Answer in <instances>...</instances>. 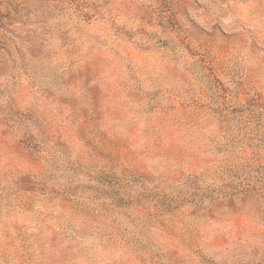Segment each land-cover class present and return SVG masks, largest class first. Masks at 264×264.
Returning <instances> with one entry per match:
<instances>
[{"label":"rangeland","instance_id":"rangeland-1","mask_svg":"<svg viewBox=\"0 0 264 264\" xmlns=\"http://www.w3.org/2000/svg\"><path fill=\"white\" fill-rule=\"evenodd\" d=\"M247 105L264 0H0V264H264Z\"/></svg>","mask_w":264,"mask_h":264},{"label":"trees","instance_id":"trees-1","mask_svg":"<svg viewBox=\"0 0 264 264\" xmlns=\"http://www.w3.org/2000/svg\"><path fill=\"white\" fill-rule=\"evenodd\" d=\"M248 107H249V105L244 107V109L242 111H239V112H240V114H243L245 112H249L250 120L248 121L247 125L245 124L246 129L250 128L251 117H253L254 123H253V129L252 130H255L256 134H255V136H253L251 138V141L253 143L252 147L264 150L263 114H260V112L257 113V111L255 109H249V110H252V111H249ZM233 177L235 179V183H239V185L242 186L243 188H245L244 190L246 191V189H248V187L249 188L254 187V184L256 181H258V180L263 181L264 180V163L248 165L242 169H238L237 171H234ZM199 178H200V176H193V177L187 178L183 183L185 186V190H187V191L191 190L194 193V195L196 196V192H198V190H199V183H198ZM120 200H122V199H120V198L117 199V201H118L117 204L120 205L117 207H122V208L126 207L127 204H125V203L119 204ZM163 208H164V206L158 205L156 207V211L163 212V210H162ZM244 247H247L248 249H250V253L252 254V257H258L257 260H252L251 262H253V261L261 262V260H260L261 254L258 250L255 249V248H258V244L257 245L255 244L254 246L246 244ZM234 251H237V250H234ZM239 262L243 263L241 261H239ZM200 263L201 264H215L214 262L206 261L203 258H201Z\"/></svg>","mask_w":264,"mask_h":264}]
</instances>
